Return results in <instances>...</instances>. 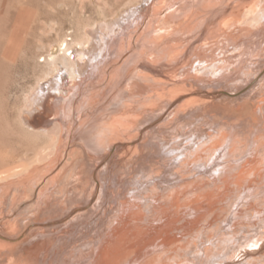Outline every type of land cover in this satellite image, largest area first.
I'll list each match as a JSON object with an SVG mask.
<instances>
[{"label": "bare ground", "instance_id": "1", "mask_svg": "<svg viewBox=\"0 0 264 264\" xmlns=\"http://www.w3.org/2000/svg\"><path fill=\"white\" fill-rule=\"evenodd\" d=\"M123 11V24L66 34L40 55L50 70L30 93L23 127L57 142L51 128L61 121L62 140L72 136L99 162L92 168L85 154L73 169L78 161L71 149L55 172L58 164L28 168L34 188L44 194L55 188L62 197L46 195L37 209L48 217L30 220L26 229L46 234L69 214H86L88 200L104 189L95 172L106 159L109 174L128 183L126 191L108 231L76 246L68 264H264V0H131ZM29 28L47 48V27ZM220 82L230 90H209ZM158 113L169 117L146 132L141 122ZM162 152L164 159L156 160ZM134 162H145L140 174L134 175ZM69 175L73 186L64 185ZM4 226L14 231L10 221Z\"/></svg>", "mask_w": 264, "mask_h": 264}, {"label": "rangeland", "instance_id": "2", "mask_svg": "<svg viewBox=\"0 0 264 264\" xmlns=\"http://www.w3.org/2000/svg\"><path fill=\"white\" fill-rule=\"evenodd\" d=\"M130 1L131 0H0V264H11V263L15 264L17 262H18L17 264H27V263L33 264L34 262L37 261L35 260L33 262V260L37 258L39 259L38 260L39 262L38 261L37 262L40 264H66L67 263L66 258L70 254V251L74 250L77 247L80 248L82 247V245L83 247L87 246L95 239H100V237H102L103 234H105L108 231L106 226L109 225V221L107 220H109L111 213L113 214L114 208L117 207L118 204L117 202L121 198L122 196L121 194H124L123 191L124 192L126 191V187L128 183H126V181L119 182L116 175L114 176L116 179L115 180L112 177V174H109L110 169L105 167L106 159L104 160V164L100 166V170L95 172L96 175L101 176L100 182L103 183V186L101 187L102 188L104 187V189L103 190L101 189L100 191L101 196L98 195L99 192H96L92 200H88L87 204L89 211L87 212L88 214L86 213L83 215V216L86 215L85 217L83 216H79L80 218L75 217L76 214H74L73 216V213H71L69 214V217L65 219L64 223L62 224L63 226H59V228L49 226L50 231L46 234H42L40 232L38 235H36L38 232L35 229L32 230L26 229L27 224H29V222H31L32 220L36 218L42 219V217H48V214H46L47 216L44 214L45 215L44 216L43 214L38 213V209H37V205L38 206L39 204L40 206L43 205V201L45 200L46 195L49 194V196L52 198L51 201L59 199V196L62 197V194L58 195L57 192L54 191L55 188L51 189L49 193H45V194L41 191V186L34 188V185L36 184L34 182V177H36V175L31 176L28 173H26L27 172L26 170L28 168L31 167L30 169L33 171L37 167H43L44 165H47V163L48 165L58 164L56 166V169L53 170V172H55L62 167V164L64 162L62 160L70 157L71 149L75 151V155L77 156L75 157L76 160L74 161V163L77 161L78 163H75L73 168L76 170L79 168L78 164L82 160H84L81 158H85L87 156L85 160L88 159L91 161V163H93L92 164L93 167L91 166L92 168L95 167L94 163L99 162L98 161L99 158L88 154V152L84 149L82 144L80 142L73 140L72 136H70L66 141H63L62 137H60V133H62V129H63L61 121H55V123H53L51 128V129H55L56 133L58 132L57 134H59V137L57 138V142H58L57 143L50 136L46 137V135H42V134L40 135L37 133L29 132L27 128L23 127L24 125L20 120L21 119L20 115L22 111L24 114V106H29V107L31 106L30 100H33L35 96L34 95L31 96L30 100H29V96L35 86L38 77L40 76V74L45 73V71L49 69L48 65H46L45 61L43 60L45 59L44 56L42 57L40 56L42 53L48 54V50L50 49L48 43L50 41L55 42L59 38L66 36V34L77 33V32L80 33L83 32L84 34H86L85 31H87L88 29L95 31V29L99 26V24L106 26L108 23L109 24L111 23L112 28L114 27V25H116L115 27L118 26V24L115 23V21L117 20L121 21V23L123 24L124 20L122 18L127 15V13H124L123 11L124 5ZM132 7H136V6H132ZM34 24L35 25L40 24L42 26L47 27V37H46L47 48L42 47L37 37L34 38V36L28 34L29 33L28 29H30L29 27L31 26L34 27ZM26 38L27 39L30 38L31 42L28 41ZM68 38L69 40H71L70 38L72 37L69 36ZM210 85L216 86L218 84L207 85L210 88L209 90L215 91L223 88L229 89L228 87L224 86V84L221 82L216 87L213 86L211 87ZM207 86H203L202 88L205 87L207 89L208 88ZM155 115L157 117H152ZM155 115H151L144 118L143 122L145 125L143 124V122H141L142 126L145 127L148 126L146 127L147 130L145 129L146 132L149 131L150 133H154L153 129L157 128V125L163 124L164 120H165L164 122H166V120L168 119L167 117H169L161 113ZM163 118L165 119L163 120ZM25 121L29 122L28 120H24V122ZM31 128L32 127H30V130ZM186 141L188 142V139L187 140L185 139L184 142ZM53 142L56 143V145H54ZM39 149L41 150L38 151ZM65 149H68V151ZM150 150L152 151V149ZM53 151L55 153L54 157L49 158L46 154L49 155V153H52ZM65 153L67 154L65 155ZM43 154H45L47 156L46 158L48 159L46 158L42 160L38 159L39 157L42 158ZM163 155H164L163 152L159 153V155H157L156 160L158 161L163 160L164 159ZM160 156H162L163 158H161ZM50 159L53 160L51 161ZM43 160H47V162ZM33 161L34 163L35 162L37 163L33 164L32 167L31 165ZM151 162H155V161L152 160ZM38 164L40 166H37ZM144 164L145 162H140V164L139 163L137 164L135 162L133 163V165L136 166V168L133 166L134 170H136V173L134 171V175L138 173L140 174V171H142L141 168H143ZM101 169L103 170L102 172ZM21 170L22 172L24 170L26 174L22 173ZM76 170L73 171L69 169L67 173H69L72 176V174L75 173ZM116 170H118L117 167ZM14 171H17L19 173L21 172L22 174L13 177L11 176V173ZM70 177L67 178V181L65 178L64 185L66 184L68 186H73L75 184L74 177H71L72 179H70ZM69 180L70 182L68 183ZM73 182L74 184H72ZM4 185H7V187L9 186V188H5L6 186L4 187ZM111 187H113L112 191H111ZM28 188L31 189V190L29 189L30 192ZM52 190L54 192L53 194L55 196L54 198L53 195L50 194ZM106 190L110 191L108 192L109 195L107 194ZM121 190L122 193H120ZM23 191L24 193H22ZM111 192L113 194H110ZM106 194L107 196L110 197V201L109 198H107ZM16 195L17 196L20 195L21 197L18 196L16 198L15 197ZM114 195L116 196V198H114ZM22 196L24 197L26 196V198L24 199ZM14 198L16 199L14 200ZM115 200L117 201L115 202ZM89 201L91 202L89 203ZM81 202L84 203L86 201L81 200ZM98 202L100 203L98 204ZM99 206L101 209L103 207L105 208L101 210ZM66 208L68 209L69 205L68 206L66 205ZM93 209L96 210L97 213L96 211L94 213ZM101 214L103 217L105 216L104 218L106 219H103V217L100 216ZM90 215H92V217ZM72 216L74 219L72 218ZM8 221H10L13 224V226H15V228L17 229L14 228V231L11 230L9 231L7 228H5L4 222L6 223ZM13 221L15 223H13ZM16 224L18 226H16ZM23 231L24 234L26 235L23 239H19L18 240L19 242L16 241L17 243H15L13 242L14 241L13 239H10L13 236H18L19 233L21 234V232ZM6 236L7 237L10 236V237L6 238ZM5 239L7 241L10 240L11 243H9L10 241L5 242L6 241ZM40 242H42L41 243L43 244L42 246ZM87 242L88 244H86ZM29 245L30 246L33 245L35 246V249H39L38 252L37 251L34 252L35 255H33L32 253L33 257H30L32 256L31 254H29L31 252H28L27 250V247H29ZM22 256L24 257L22 258ZM15 260L17 262H15ZM37 262L35 264H37Z\"/></svg>", "mask_w": 264, "mask_h": 264}]
</instances>
